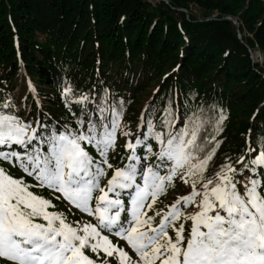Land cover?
Wrapping results in <instances>:
<instances>
[{"label": "trees", "instance_id": "obj_1", "mask_svg": "<svg viewBox=\"0 0 264 264\" xmlns=\"http://www.w3.org/2000/svg\"><path fill=\"white\" fill-rule=\"evenodd\" d=\"M191 5L200 9L199 16ZM254 49L262 55L261 65L251 56ZM17 84L19 92L13 94ZM68 87L71 97L64 95ZM44 95H48L46 105L38 102ZM85 95L89 99L83 105L66 103ZM19 103L29 107L25 116L17 108ZM3 104L10 107L0 111L30 122L38 131L63 130L64 125L75 129L79 118L85 126L89 117L99 122L97 105L108 109L109 119L112 106L121 110L116 147L108 154L113 169L107 170L102 186L115 168L127 163L124 145L142 136V115L147 119L151 114L159 130L169 107L177 127L196 113L209 121L205 125L209 132L223 114L226 119L217 136L220 146L205 175L214 176L225 163L241 168L239 158H250L249 146H257L264 137V0H0ZM41 124L46 128L39 129ZM123 131L131 136L125 137ZM149 142L155 151V142ZM86 149L99 159L93 147ZM137 151L143 154L142 149ZM0 166L16 178L37 183L17 167L3 161ZM250 175L243 172L245 178ZM192 190L190 182L175 178L148 215L167 211L168 205ZM31 191L51 200L55 207L49 210L63 212L70 222L91 219L63 198L57 199L58 192L44 187ZM194 211L192 206L186 210ZM184 223L190 230L191 221ZM169 234L174 235L171 230ZM119 243L138 259L125 242ZM86 254L96 259L90 251ZM108 259L109 264H117Z\"/></svg>", "mask_w": 264, "mask_h": 264}, {"label": "snow or ice", "instance_id": "obj_2", "mask_svg": "<svg viewBox=\"0 0 264 264\" xmlns=\"http://www.w3.org/2000/svg\"><path fill=\"white\" fill-rule=\"evenodd\" d=\"M71 93V87L65 88V97ZM88 99L85 95L66 103L83 105ZM96 110L99 122L89 117L85 126L79 118L75 129L64 125L63 130L48 131L0 111V161L37 182L27 183L0 166V259L10 264H109L108 258L117 264H264V137L249 146L250 158H239L241 168L225 163L207 177L220 146L223 114L212 123L211 132L205 127L209 121L196 113L177 127L169 107L159 130L151 114L147 119L142 115V136L124 145L127 163L115 168L102 186L107 170L113 169L108 154L116 147L122 111L112 106L109 119L107 108L97 105ZM149 141L155 142V151ZM245 170L251 173L246 178ZM177 177L190 182L192 192L168 205L167 211L148 215ZM38 187L60 193L57 199L91 219L70 222L63 212L50 211L55 207L51 200L31 191ZM190 206L195 211L187 213Z\"/></svg>", "mask_w": 264, "mask_h": 264}, {"label": "rangeland", "instance_id": "obj_3", "mask_svg": "<svg viewBox=\"0 0 264 264\" xmlns=\"http://www.w3.org/2000/svg\"><path fill=\"white\" fill-rule=\"evenodd\" d=\"M148 1H153V2H155V1H159V0H148ZM191 9H192V11L194 12V14H196V15H198V16L200 15V9H199L196 5H191ZM214 16H215V13H213V15H212L211 17H214ZM211 17H210V18H211ZM238 37L241 38L240 34H238ZM251 56H252V58H253L254 61H258L260 65L262 64V61H261V59H260V57H259V55H258V49H254V50H252V51H251ZM257 57H258V58H257ZM22 73H23V75L25 76V72H24L23 69H22ZM18 81H21V78H19ZM18 92H19V85L17 84V87L13 90V94H17ZM40 100H41V99H40ZM38 102H41V104H45V105H46L47 103H49L48 95H44V97L42 98V100H41V101H38ZM17 108L19 109V111L22 112V114H24V116L26 115L27 110L29 109L28 106H26L25 108H23V104H22V103H19L18 106H17ZM4 260H5V259H4ZM0 264H5V262H4L3 260L0 259Z\"/></svg>", "mask_w": 264, "mask_h": 264}, {"label": "built area", "instance_id": "obj_4", "mask_svg": "<svg viewBox=\"0 0 264 264\" xmlns=\"http://www.w3.org/2000/svg\"><path fill=\"white\" fill-rule=\"evenodd\" d=\"M258 55H259V57H260V59H261V61H262V55H261V53L258 51ZM258 58V57H257Z\"/></svg>", "mask_w": 264, "mask_h": 264}, {"label": "water", "instance_id": "obj_5", "mask_svg": "<svg viewBox=\"0 0 264 264\" xmlns=\"http://www.w3.org/2000/svg\"><path fill=\"white\" fill-rule=\"evenodd\" d=\"M228 19H230V18H228Z\"/></svg>", "mask_w": 264, "mask_h": 264}]
</instances>
